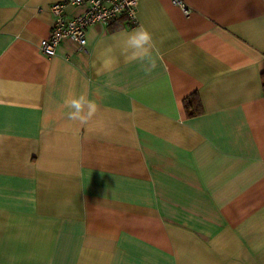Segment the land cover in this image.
<instances>
[{
  "label": "crops",
  "instance_id": "0c3cea01",
  "mask_svg": "<svg viewBox=\"0 0 264 264\" xmlns=\"http://www.w3.org/2000/svg\"><path fill=\"white\" fill-rule=\"evenodd\" d=\"M60 1L0 0V264H264V0H137L48 56Z\"/></svg>",
  "mask_w": 264,
  "mask_h": 264
},
{
  "label": "built area",
  "instance_id": "2783aa9c",
  "mask_svg": "<svg viewBox=\"0 0 264 264\" xmlns=\"http://www.w3.org/2000/svg\"><path fill=\"white\" fill-rule=\"evenodd\" d=\"M178 2L187 11L185 4ZM81 5L83 11L73 17H66L65 9L69 6ZM137 0H63L53 3L50 10L54 23L48 37L39 43V49L45 55L55 53L62 39H70L78 50L87 52L86 31L89 26L107 25L111 20L125 16L128 22H134Z\"/></svg>",
  "mask_w": 264,
  "mask_h": 264
},
{
  "label": "clouds",
  "instance_id": "9594fccd",
  "mask_svg": "<svg viewBox=\"0 0 264 264\" xmlns=\"http://www.w3.org/2000/svg\"><path fill=\"white\" fill-rule=\"evenodd\" d=\"M153 50H155V43L152 34L143 26H138L127 36L124 49L127 53L126 58L131 61L139 60L142 64V70L146 74H151L156 68ZM97 94H100L99 90H97ZM64 103L69 109L68 119L78 120L81 124H86L97 110L95 100H88L84 95L66 99Z\"/></svg>",
  "mask_w": 264,
  "mask_h": 264
},
{
  "label": "trees",
  "instance_id": "16d2710c",
  "mask_svg": "<svg viewBox=\"0 0 264 264\" xmlns=\"http://www.w3.org/2000/svg\"><path fill=\"white\" fill-rule=\"evenodd\" d=\"M121 18H125V16ZM262 85H264V77H262ZM183 106L187 116H195L202 113V106L197 93H192L184 98Z\"/></svg>",
  "mask_w": 264,
  "mask_h": 264
}]
</instances>
